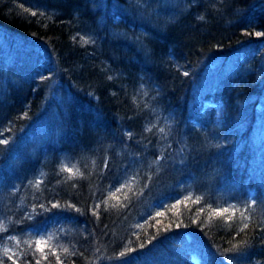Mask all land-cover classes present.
<instances>
[{"label": "trees", "instance_id": "trees-1", "mask_svg": "<svg viewBox=\"0 0 264 264\" xmlns=\"http://www.w3.org/2000/svg\"><path fill=\"white\" fill-rule=\"evenodd\" d=\"M175 2L0 0L24 53L0 52V239L19 264H264V51L192 112L207 67L264 43V0ZM46 223L41 252L24 231Z\"/></svg>", "mask_w": 264, "mask_h": 264}, {"label": "rangeland", "instance_id": "rangeland-1", "mask_svg": "<svg viewBox=\"0 0 264 264\" xmlns=\"http://www.w3.org/2000/svg\"><path fill=\"white\" fill-rule=\"evenodd\" d=\"M155 2H157L160 6H164V8H162L159 12L157 13H161V15L163 14L166 18H175L177 15H179L180 12H182V8L181 9H177L176 7V0H169V2L167 3L166 0H154ZM153 2V0H142V4L143 6L146 4H149ZM132 3L136 4L135 0H132ZM136 6H138L136 4ZM141 6H138V8L136 9V12L141 13L142 9ZM159 15V14H158ZM159 15V16H161ZM116 18H118V16H115ZM113 17V18H115ZM114 28L116 30H119L118 27ZM1 37V35H0ZM2 39L4 40V38L2 37ZM263 40V39H262ZM260 40L259 42H253V43H248V45L246 46H239V50H237L235 53H233L232 55H230L222 64H218V65H214L212 64L211 66L207 67V71H206V75L204 74V80L199 83L198 85V89H195V101L196 103H198L199 108L198 110L195 108H192V112L193 115L196 116V114L198 113L200 116H203L207 119L211 108H213V104H211V102H209L205 95L203 94V92L206 93V91H208V89H211L212 86H214L218 81H222L225 77L229 76L231 77L238 68H240L242 65H244V63L248 60H251L252 58H254V56L263 54L264 51V43L263 41ZM5 41V40H4ZM19 47V46H17ZM15 46H9L7 44V42H3L0 40V52H7V54H10V52H12V48L17 49L18 51H15V54H20L21 56H23V51L18 49ZM261 50V51H259ZM39 51L43 53V50L41 48H39ZM262 52V53H261ZM46 58L40 57L38 59V61H35L33 66H31L28 70L32 71L30 72L32 77L36 78L37 76H41L44 73V70L46 68H48L49 66L47 65V67H43V64L45 63ZM246 65V64H245ZM216 66L221 67L222 69H217ZM247 66V65H246ZM49 70V69H48ZM226 71V72H225ZM217 73V75L215 74ZM201 87V89H199ZM195 103V102H194ZM209 105L208 107H205ZM264 105V97L262 95V99H261V103L259 105L260 110L263 108ZM209 110V111H208ZM208 111V112H207ZM192 114H188L189 117H191ZM191 121L195 122L194 120L196 119V117L194 118H189ZM201 121V120H200ZM35 124L31 127H29L28 129H26L25 131V135L24 138L19 139L16 143L17 147L15 149V151H17L19 148H21V145H24L28 140H34L38 134L40 133L41 130H43L46 126L45 124H41L38 125ZM21 150V149H20ZM20 150H18L17 152H20ZM15 157V156H14ZM75 168V166H74ZM72 166L70 167L71 170L76 171V169H74ZM122 184L117 185L116 187H114L115 191L117 188V190H120L122 186ZM186 197H188V200L192 201L194 198L190 197L192 196L191 193H188L187 195H185ZM190 197V198H189ZM244 202L243 204H246L245 202H249L246 201L245 199H242ZM178 202V200L176 201ZM171 204H175V202H171ZM227 207H231V205L228 206H224L223 208H220L216 211H223L224 209H228ZM158 209L154 207V209L152 210V212L154 214L158 213ZM224 212V211H223ZM153 214V215H154ZM47 224V223H46ZM48 225V226H47ZM47 225H43L40 228H36V227H31L30 229H25L24 233H28L30 237H33L34 242L36 247L40 248V247H44L45 245L49 244V242H51V240L49 239L51 237V228L53 226V224H47ZM5 227L0 225V230H3ZM1 236H3L2 239H0V264H4L3 262V258L2 256L4 255V253H6L8 255V259H12V262H14L15 264H19L14 257L12 256V252L16 251V247L12 244H9L6 240H4L5 238H7L6 236H9L8 234L4 235L3 232L1 233ZM19 236V235H18ZM8 251V252H7ZM8 259H6L5 261L8 263H11V261H8Z\"/></svg>", "mask_w": 264, "mask_h": 264}, {"label": "snow or ice", "instance_id": "snow-or-ice-1", "mask_svg": "<svg viewBox=\"0 0 264 264\" xmlns=\"http://www.w3.org/2000/svg\"><path fill=\"white\" fill-rule=\"evenodd\" d=\"M135 2H136V4H137L138 6H141V7L143 6V4H142V0H135ZM257 35H264V34H262V33H257ZM184 75L187 76L188 73L185 72ZM41 79H47V77H43V76H42ZM160 131L163 132L164 129L161 128ZM129 135H130V134H129ZM68 171L71 172L72 170L69 168ZM253 203H255V201H253ZM223 211H224V212H227L228 209H224ZM216 214H217V215H221L222 213L217 212ZM157 215H162V213H157ZM229 218H231V217H229ZM245 228H247V224H245ZM39 250L42 252V251H43V248L40 247ZM37 264H39V262H37Z\"/></svg>", "mask_w": 264, "mask_h": 264}, {"label": "bare ground", "instance_id": "bare-ground-1", "mask_svg": "<svg viewBox=\"0 0 264 264\" xmlns=\"http://www.w3.org/2000/svg\"><path fill=\"white\" fill-rule=\"evenodd\" d=\"M18 139H19V137L17 136L16 137V141H18ZM12 156L14 157V156H16V157H20V156H22L19 152H17V151H14L13 149H12ZM52 151H54L56 154L55 155H61L62 154V151L60 150V148H57V150H56V148H55V146L53 147V149H52Z\"/></svg>", "mask_w": 264, "mask_h": 264}]
</instances>
